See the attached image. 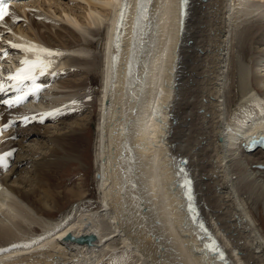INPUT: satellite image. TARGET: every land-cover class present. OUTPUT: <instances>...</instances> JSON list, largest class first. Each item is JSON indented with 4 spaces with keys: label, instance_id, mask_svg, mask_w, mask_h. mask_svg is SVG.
I'll list each match as a JSON object with an SVG mask.
<instances>
[{
    "label": "bare ground",
    "instance_id": "bare-ground-1",
    "mask_svg": "<svg viewBox=\"0 0 264 264\" xmlns=\"http://www.w3.org/2000/svg\"><path fill=\"white\" fill-rule=\"evenodd\" d=\"M60 3L35 0L29 11L23 5L12 13L39 48L21 46L15 64L43 73L27 105L39 111L29 116L52 123L40 117L22 130L10 168L0 173V264H103L115 238L122 251L113 264H264V232L243 198L264 204V150H243L264 135V0H191L184 26L179 0ZM203 9L210 19L199 25ZM88 32L104 33L102 54L90 59ZM98 68L94 163L102 211L79 209L87 198L81 182V201L49 219L65 196L54 179L84 149L93 109L83 92ZM230 84L236 98L229 108ZM179 158H189L199 218L223 255L206 248L188 220Z\"/></svg>",
    "mask_w": 264,
    "mask_h": 264
},
{
    "label": "rangeland",
    "instance_id": "rangeland-1",
    "mask_svg": "<svg viewBox=\"0 0 264 264\" xmlns=\"http://www.w3.org/2000/svg\"><path fill=\"white\" fill-rule=\"evenodd\" d=\"M60 1H61L60 4L62 6H63V4L69 3V0L68 1L67 0H60ZM75 2H77V1H75ZM79 4H81V3H79ZM71 7L74 10L79 8V7L73 6V5H71ZM81 10H79L78 13H82ZM205 13H206V15H205ZM209 14L207 15V12L203 9L202 13L199 14V16L200 15L202 16V18H198L201 21L199 23V25H201V24L205 25V21H208L210 19ZM33 20H36V19L33 18ZM37 22H39V21H37ZM59 24L63 25L62 22H60ZM189 25H188L187 36L190 35L191 32L193 31V29L191 27L192 25H190V27H189ZM199 25H197V27H199ZM207 26H208V23H206L205 31L207 30ZM54 29H52V30H54ZM208 29H209L208 31H210L211 28L208 27ZM198 31L199 30H197V32ZM188 32H190V34H188ZM88 34L89 35L86 38V40L89 43L93 44V47L91 49L87 48V50L90 53V57H86V58L90 59L93 55L99 56L102 54V39L104 38V33L101 36L99 34L93 33V32H88ZM188 38H189V36H188ZM241 55L243 56L244 61L249 63L250 57H251V51L246 46L241 50ZM248 57H249V59H248ZM230 58H231V61L233 64V60H235L234 58H237V56L234 55V53H231ZM81 59H83V58H81ZM236 61H237V59H236ZM233 66H234V64H233ZM231 69H232V66H231ZM100 70L101 69L98 68V69L93 70L91 73H89L88 81H87L88 87L87 88L84 87L83 93H86L87 98H89V101L92 102L93 114H92L91 121L88 123H85L86 124L85 125L86 131H85L84 135H82V138L84 140V149H82L83 152L80 153L78 162H72V163H69L68 165H66L65 167H62V169L59 172L58 177H55L54 180L58 184L59 190L64 191L65 196L60 201L61 206L55 207L52 210V212L50 211L48 213L49 215L47 214V217L49 219H53V220L60 219L61 216L65 212H67L74 204L81 201L77 197L79 194V192H78L79 189L77 188V186L80 185L81 182H82L83 191L86 192L87 198L83 199V201H82L83 203L81 202L79 209H83V210H87V211L89 210L92 212L98 211V213L102 211V209L98 205V203L100 204V202H99L97 186L95 183L96 176H97V171H96L97 169L95 168V163H94L95 162L94 161L95 133H96L95 128H96L97 122H98L97 121L98 120L97 104H99V101H98L99 91H98V89H99V86L101 83V71ZM233 70H234V68H233ZM70 76H71V74H70ZM235 98H236V94H235L234 84H230L229 94H228V107L229 108L235 102ZM249 108L250 109H248V112L250 114H254L255 109H253L251 107H249ZM72 116L77 117V114H74ZM82 116L83 115H79V118ZM238 117H240V114H238ZM63 120H65V118ZM69 191H73L74 195L71 193L66 195V192H69ZM243 196H244L243 198L245 199V201L248 205L249 211L251 212L254 219L256 220L258 227L261 226V228H262L261 230L263 233L264 232V204L261 202L257 203L253 199L247 197L246 194H244ZM103 219H104V222L102 224L105 225L106 219L104 217H103ZM35 229L37 230V233H34L33 236H34V238H39L42 235V231L40 229H38V227H35ZM111 243H112L113 247H115L112 254L117 253L118 251L119 252L122 251V245L120 244V242L116 238ZM5 246H6V244H3V245L0 244V251L6 250V249H4ZM112 254L108 257V259H106L105 262H103V264H111L114 261L113 260L114 256ZM110 261H111V263H110Z\"/></svg>",
    "mask_w": 264,
    "mask_h": 264
}]
</instances>
